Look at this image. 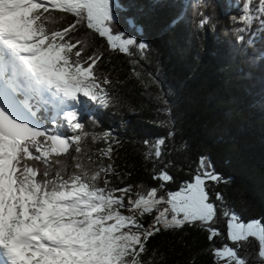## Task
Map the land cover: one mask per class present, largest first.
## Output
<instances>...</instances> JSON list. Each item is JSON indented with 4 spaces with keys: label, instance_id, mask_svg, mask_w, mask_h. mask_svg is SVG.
Returning a JSON list of instances; mask_svg holds the SVG:
<instances>
[{
    "label": "snow or ice",
    "instance_id": "obj_1",
    "mask_svg": "<svg viewBox=\"0 0 264 264\" xmlns=\"http://www.w3.org/2000/svg\"><path fill=\"white\" fill-rule=\"evenodd\" d=\"M53 13L75 20L54 30L48 27ZM113 19L110 0H0V264H153L155 253L146 256L147 243L162 230L200 223L209 241L222 234L213 226L218 205L208 190L209 182L219 183L222 177L203 156L192 180L166 196L156 187L146 193L133 192L131 185L110 187L109 177L120 176L111 133L90 131L78 106L91 101L109 108L116 102L113 81L97 70L102 53L82 55L84 42L73 40L71 33L86 22L87 29L107 38L111 49L130 54L137 41L114 36L109 27ZM237 19L244 25L238 33L248 32L254 23L264 29V0H242ZM237 38L245 41L244 35ZM138 48L145 50V43ZM156 100L171 116L169 101L159 95ZM37 108L55 115L43 124L33 123ZM167 123L172 121H161L162 126ZM65 128L71 135L61 131ZM174 135L170 131L168 137L143 142L144 159L152 160L154 168ZM88 138L106 145L97 150L96 160L87 156L95 167L82 162ZM65 154L74 161L71 171L60 159ZM153 178L163 182L161 188L173 180L165 169ZM215 200L223 201L219 192ZM146 215L152 216L147 225L142 222ZM222 215L227 239L237 247L213 243L214 264H248L238 247L249 238L258 242L264 264V220L245 223L233 212Z\"/></svg>",
    "mask_w": 264,
    "mask_h": 264
},
{
    "label": "trees",
    "instance_id": "obj_2",
    "mask_svg": "<svg viewBox=\"0 0 264 264\" xmlns=\"http://www.w3.org/2000/svg\"><path fill=\"white\" fill-rule=\"evenodd\" d=\"M110 4L112 34L137 44L130 46V54L113 50L106 37L87 29L86 22L71 33L73 40L84 42L82 55L102 53L97 70L113 81L110 90L116 97L106 109L86 102L78 110L81 120L90 131L111 133L120 176L109 177L110 187L131 185L133 192L145 193L156 187L159 195L166 196L190 182L199 158L206 159L210 170L222 177L219 183L208 184L210 198L218 205L222 234L209 241L200 223L162 230L149 239L146 256L155 253L153 264H214L213 243L235 246L227 239L224 211L245 223L264 220V29L254 23L248 32H237L244 27L237 19L242 0H110ZM74 20L70 14L53 13L48 27L60 30ZM238 35H244L245 41ZM141 42L145 50L138 48ZM157 95L169 101L171 116ZM37 115L43 123L51 116L43 109ZM169 120L172 123L161 125ZM61 131L71 135L66 128ZM170 131L175 135L167 139L154 168L152 160L144 159L143 142L168 137ZM182 144L186 148L181 149ZM105 146L88 138L82 162L95 167L87 156L96 160L97 150ZM60 159L71 171V157L65 154ZM160 169L173 177L163 188V182L153 178ZM217 192L222 202L215 200ZM151 221L150 215L142 218L145 225ZM240 244L243 250L246 243ZM239 255L248 264H259L249 255Z\"/></svg>",
    "mask_w": 264,
    "mask_h": 264
},
{
    "label": "rangeland",
    "instance_id": "obj_3",
    "mask_svg": "<svg viewBox=\"0 0 264 264\" xmlns=\"http://www.w3.org/2000/svg\"><path fill=\"white\" fill-rule=\"evenodd\" d=\"M81 99L82 100H86V98H84V97H81ZM87 103H91V101H87ZM79 108H82V104L81 105H79L78 106V109ZM83 109V108H82ZM51 112V116L50 117H52V116H54L55 115V112H54V110H51V109H49ZM126 206H127V203L125 204ZM127 214H132V213H125V215H127ZM214 227H216V228H218V229H220L221 227L220 226H222V224L219 222V220H217V222H215L214 223V225H213ZM229 242L232 244L233 242L232 241H230L229 240ZM243 242H245L246 243V246H245V248L242 250V245L240 244V246L238 247V253L239 254H246V255H249V256H251V258H253V261H257V262H259V264H262V262H261V260H260V258L258 257V242L257 241H255V239L254 238H249V240L248 241H243ZM242 242V243H243ZM229 246H233V245H230V244H228ZM233 247H237V245H235V246H233ZM252 249V250H251ZM248 252H251V254H249Z\"/></svg>",
    "mask_w": 264,
    "mask_h": 264
},
{
    "label": "water",
    "instance_id": "obj_4",
    "mask_svg": "<svg viewBox=\"0 0 264 264\" xmlns=\"http://www.w3.org/2000/svg\"><path fill=\"white\" fill-rule=\"evenodd\" d=\"M38 121L37 120H33V123H37ZM41 124H43L42 122H40Z\"/></svg>",
    "mask_w": 264,
    "mask_h": 264
}]
</instances>
